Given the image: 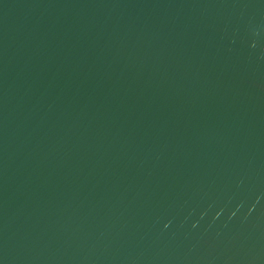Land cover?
<instances>
[{"label": "water", "instance_id": "water-1", "mask_svg": "<svg viewBox=\"0 0 264 264\" xmlns=\"http://www.w3.org/2000/svg\"><path fill=\"white\" fill-rule=\"evenodd\" d=\"M0 264H264V0H0Z\"/></svg>", "mask_w": 264, "mask_h": 264}]
</instances>
